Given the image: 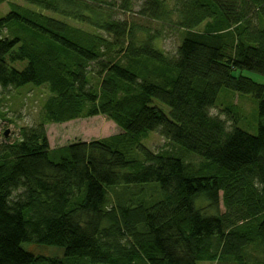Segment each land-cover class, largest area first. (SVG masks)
<instances>
[{
  "label": "trees",
  "instance_id": "1",
  "mask_svg": "<svg viewBox=\"0 0 264 264\" xmlns=\"http://www.w3.org/2000/svg\"><path fill=\"white\" fill-rule=\"evenodd\" d=\"M24 1L0 18V90L49 96L40 124L0 141V264H67L47 247L70 264H246L248 247L264 251V85L234 75L264 76V0H143L139 18L182 35L174 57L156 46L163 29L115 17L135 0ZM224 88L258 102L257 135L211 115ZM97 116L123 133L50 148L48 124ZM150 132L202 164L146 148Z\"/></svg>",
  "mask_w": 264,
  "mask_h": 264
},
{
  "label": "rangeland",
  "instance_id": "2",
  "mask_svg": "<svg viewBox=\"0 0 264 264\" xmlns=\"http://www.w3.org/2000/svg\"><path fill=\"white\" fill-rule=\"evenodd\" d=\"M10 3H15L21 6H27L24 0H8L0 6V18L7 15L10 11ZM143 3V0H135L133 12L124 13L120 10L115 11V17L119 20H131L146 24L153 29H163V37L160 39L156 46L164 51L168 57H174L180 45L182 35L175 32L169 27L163 28L160 24L152 23L138 17L137 11ZM26 64H17L18 69H23ZM243 75L250 78L254 82L264 85V76L251 71L237 72L234 75ZM49 93L45 87H35L34 85H27L19 89H9L6 92L0 90V99L2 105L0 107V136L2 141L3 134L8 132L10 139L19 136V129L24 127H31L38 125L43 119V104L48 98ZM153 106L159 108L166 115H169L170 109L158 100H153ZM231 108L233 111L238 112L237 124L234 122L235 114L226 113L227 109ZM212 116L219 117L227 124V128L231 130L235 125L244 132L251 135L258 133V115L259 105L258 102L250 95H244L233 92L228 89H222L219 94L215 107L210 110ZM47 137L51 149L66 147L73 143L90 142L93 140H100L109 138L111 136L122 134L123 131L112 121L103 116H97L86 119L74 120L64 124H48L46 126ZM142 145L151 151L168 150L174 154L182 153L185 162L198 167L202 164V160L195 157L186 155V152L171 146L165 138L158 132H150L147 137L142 141ZM183 152H185L183 154ZM181 155L178 157L182 158ZM183 159V158H182ZM220 210L218 214H225L226 209L223 204V194H220ZM196 207L202 209L205 216H214L216 212L209 209L208 202L200 199L196 202ZM27 251L35 254L40 253L38 248L34 245L25 244ZM43 255L47 257L56 256L70 264L69 259L64 257V251L58 248H43ZM75 262V261H73ZM246 264H264V251L259 246H250L245 252ZM91 264V263H87ZM198 264H217L214 262H198Z\"/></svg>",
  "mask_w": 264,
  "mask_h": 264
},
{
  "label": "water",
  "instance_id": "3",
  "mask_svg": "<svg viewBox=\"0 0 264 264\" xmlns=\"http://www.w3.org/2000/svg\"><path fill=\"white\" fill-rule=\"evenodd\" d=\"M5 136H6V137L8 136V132L5 133Z\"/></svg>",
  "mask_w": 264,
  "mask_h": 264
}]
</instances>
